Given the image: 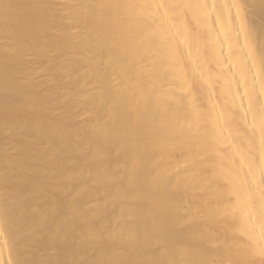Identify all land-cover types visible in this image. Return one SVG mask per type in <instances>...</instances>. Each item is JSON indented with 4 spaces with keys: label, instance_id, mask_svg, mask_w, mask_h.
Returning <instances> with one entry per match:
<instances>
[{
    "label": "bare ground",
    "instance_id": "obj_1",
    "mask_svg": "<svg viewBox=\"0 0 264 264\" xmlns=\"http://www.w3.org/2000/svg\"><path fill=\"white\" fill-rule=\"evenodd\" d=\"M0 264H264V0H0Z\"/></svg>",
    "mask_w": 264,
    "mask_h": 264
}]
</instances>
